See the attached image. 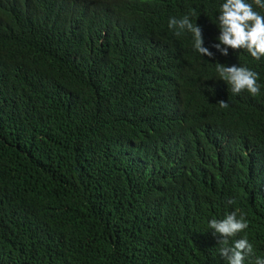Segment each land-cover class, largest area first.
Segmentation results:
<instances>
[{"label":"trees","instance_id":"obj_1","mask_svg":"<svg viewBox=\"0 0 264 264\" xmlns=\"http://www.w3.org/2000/svg\"><path fill=\"white\" fill-rule=\"evenodd\" d=\"M223 2L0 0V264H147L128 244L133 230L169 249L156 264H226L208 228L225 213L191 204L205 183L200 150L156 167L175 121L192 146L203 129L213 133L216 176L239 146L264 152V72L256 96H235L216 72V63L264 69V58L214 47ZM192 10L212 57L168 27ZM139 134L160 136L145 161ZM136 163L153 193L111 176ZM233 184L264 206L262 177ZM246 237L264 257V230Z\"/></svg>","mask_w":264,"mask_h":264},{"label":"clouds","instance_id":"obj_2","mask_svg":"<svg viewBox=\"0 0 264 264\" xmlns=\"http://www.w3.org/2000/svg\"><path fill=\"white\" fill-rule=\"evenodd\" d=\"M254 5L264 9V0H253V3H248L247 0H224L220 5L216 18L219 36L214 47L222 55L227 56L230 48L234 51L243 49L257 61L264 58V15L256 11ZM193 15H196L194 10L180 18L171 17L168 27L176 36L190 33L194 49L202 56L212 57L213 53L203 46L201 27L191 20ZM259 71L264 72V69L253 71L245 66L216 63L219 78L230 86L235 96L241 95V91H247L253 96L260 93ZM218 105L222 109L229 107L223 100ZM241 124L246 131L245 141L249 135L242 116ZM186 130L182 122H174L163 139V152L157 158V170H168L175 166L179 158L200 150V178L205 183L193 193L191 204L205 213H225L221 219L209 220L208 228L212 230L214 237L219 238V254L226 264H245L246 259L255 256L253 244L246 236L264 230V206L244 186L233 183L237 179L246 181L259 177L263 178L264 183V152L252 145L239 146L227 156V170L216 176L217 154L212 147L207 146L213 133L209 129H203L198 141L192 146L187 141ZM159 141V135L146 137L139 134L134 144L143 161L155 152ZM212 155L216 156L215 160H209ZM111 176H118L129 182L135 192L153 193L151 180L143 173L140 163L124 167ZM127 222L130 226L134 225L131 220ZM61 233H64L63 230ZM240 233L244 237L234 239ZM128 244L143 254L147 264H156L170 256L169 249L164 244L140 235L135 230L129 233ZM251 264H264V257L255 256Z\"/></svg>","mask_w":264,"mask_h":264}]
</instances>
